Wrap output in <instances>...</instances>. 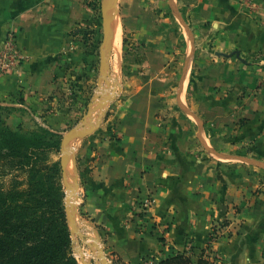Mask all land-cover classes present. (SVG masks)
<instances>
[{
    "label": "crops",
    "instance_id": "1",
    "mask_svg": "<svg viewBox=\"0 0 264 264\" xmlns=\"http://www.w3.org/2000/svg\"><path fill=\"white\" fill-rule=\"evenodd\" d=\"M93 1L0 0V47L12 32L25 57L0 74V121L12 130L62 139L96 122L111 86ZM113 17L106 77L120 97L67 142L64 163L84 221L125 264L187 244L198 254L213 230L224 264H264V0H116ZM147 193L151 207L133 217Z\"/></svg>",
    "mask_w": 264,
    "mask_h": 264
},
{
    "label": "trees",
    "instance_id": "2",
    "mask_svg": "<svg viewBox=\"0 0 264 264\" xmlns=\"http://www.w3.org/2000/svg\"><path fill=\"white\" fill-rule=\"evenodd\" d=\"M53 136L44 127L24 134L0 121V177L11 175L7 185L0 181V264H79L64 207L61 163L50 158L59 152L61 136ZM213 232L198 254L187 244L152 264H224L213 250ZM152 259L142 257L144 264Z\"/></svg>",
    "mask_w": 264,
    "mask_h": 264
},
{
    "label": "water",
    "instance_id": "3",
    "mask_svg": "<svg viewBox=\"0 0 264 264\" xmlns=\"http://www.w3.org/2000/svg\"><path fill=\"white\" fill-rule=\"evenodd\" d=\"M105 3V4H104ZM116 5V0H100L99 3V8L102 9V13H101V19H102V29H103V39H102V45L100 47V58H101V67L103 69V74H104V79L106 80V82L108 83V85L111 86V93H109L103 100H102V104L100 105V108H103L106 106V103L110 100L113 99V93L115 92V88L116 85L115 83H111L108 80V77H106L108 74V67H107V62H106V54L108 51V47H109V34H110V27H111V21L113 18V13H114V8ZM100 11V10H99ZM221 55L223 53H220ZM236 55H238V52H235ZM103 111H100L99 115L97 116L96 122L94 124H90L88 125V127H83V126H79L77 128H73L70 131H68L65 135H63L62 139H61V146H60V152H61V159H60V163H61V168H62V182L65 183L66 188L69 187L68 185V179H67V175L65 172V159L66 157L70 154V152H72V150L67 146V142L74 138V137H78V136H83V135H87L91 132H93L95 129H97L101 123L102 117H103ZM75 174L77 175V172H75ZM77 179L78 175H77ZM79 188V181L78 183L76 182L75 185H73V187H70V192H74L77 191ZM64 207H65V212H66V217H67V221H68V225H69V229H70V233H71V239L72 242L74 243L75 241V237L74 234L77 233L79 235H83V233L79 232L77 226H76V205H75V209L73 210V212H69V210L66 207V196H65V201H64ZM95 233V238L97 242H99L98 239V235L96 232ZM84 237V235H83ZM98 246V245H97ZM76 251H80L81 247H76L73 248ZM100 256L103 258V260H106L107 258H105V255L103 254V251H100ZM106 264H110V261H105Z\"/></svg>",
    "mask_w": 264,
    "mask_h": 264
},
{
    "label": "rangeland",
    "instance_id": "4",
    "mask_svg": "<svg viewBox=\"0 0 264 264\" xmlns=\"http://www.w3.org/2000/svg\"><path fill=\"white\" fill-rule=\"evenodd\" d=\"M99 3H100V0H99ZM99 10H100V15H97L96 14V20H98V23H99L98 30H97V34H96L97 35V46H96L97 48L101 47V45H102V39H103L102 19H101V13H102L101 10L102 9L99 8ZM115 22L118 23V20L116 19ZM115 80H117V79H115ZM101 104H102V102H101ZM102 110H103V108H101L100 111H102ZM59 154H61V152H59ZM50 158H51V155H50ZM18 176H19V178H18L19 180H22L25 177L22 173H19ZM72 176H71V178H72V185H74L76 182L78 183L79 180L77 179V175L74 174V172H73V175ZM10 179H11V175L10 174L9 175H6V176H3V177H0V181L4 185H7L9 183ZM62 185H63L64 201H65V196H66L67 188H66L64 182H62ZM76 193H77L76 194V201H77L76 202L77 203L76 204V208H77L76 214L77 215H76L75 221H76V226H77L79 232L83 233L84 237H83V235L81 236V235L75 233L74 234L75 241L73 243V248H76L78 246L81 247L80 250L84 251L87 254V257L89 256L88 257L89 264H106L105 261H110L111 262L112 259L115 260L116 258H114V257L110 259L109 253L106 252L104 250L103 246H102V242L100 240H99V242H97L96 239L94 240L95 236L93 235V233L91 232V230L89 229V227L86 226L85 223H83L84 217L80 213V204H81V199H82L80 182H79V191H76ZM74 209H75V207H74ZM69 212H70V210H69ZM215 232H216V234L212 238L211 244H213L214 240L218 236V233H217L216 230H215ZM89 238H91V239H89ZM92 242H93V244H92ZM100 251H103V254L105 255V258H107L106 260H103V258L100 256V253H99ZM77 252H79V251H76L75 249H73V255L76 257L78 263L79 264H82L81 259L78 256ZM116 264H122V262L119 261Z\"/></svg>",
    "mask_w": 264,
    "mask_h": 264
},
{
    "label": "built area",
    "instance_id": "5",
    "mask_svg": "<svg viewBox=\"0 0 264 264\" xmlns=\"http://www.w3.org/2000/svg\"><path fill=\"white\" fill-rule=\"evenodd\" d=\"M97 1L98 3L95 4H98L99 7V0H95V2ZM24 60L25 57L22 55L21 51L19 50V47L17 46L14 33L12 32L7 33L0 47V74H9L17 71V69ZM112 82L115 83L116 85L115 92L113 93V99H118L120 97V83L118 79L115 81L114 78L112 79ZM110 93H111V89H110ZM77 191H79V188ZM152 203H153V198L150 193L144 194L141 197H139L135 201L132 210L133 217L143 216L148 210V208L151 207ZM76 212H77V208H76ZM83 223H85V225L89 227V229L92 231L94 236H95L94 232H96L98 235V239L100 240L98 232L91 229V227L86 221H83ZM138 229L140 230V232L143 231L144 226L142 225V223L138 224ZM161 231H163L162 228ZM215 234L216 232H213L212 237H214Z\"/></svg>",
    "mask_w": 264,
    "mask_h": 264
},
{
    "label": "bare ground",
    "instance_id": "6",
    "mask_svg": "<svg viewBox=\"0 0 264 264\" xmlns=\"http://www.w3.org/2000/svg\"><path fill=\"white\" fill-rule=\"evenodd\" d=\"M114 18V17H113ZM112 21H113V19H112ZM119 29L120 28H116V27H114L113 28V30H112V32H111V36H110V42L112 43V45H113V48L114 47H117V45H118V43H119V40H121L120 39V32H119ZM120 44V43H119ZM120 46V45H119ZM111 49V48H110ZM118 50V49H117ZM111 51V50H110ZM115 51V50H114ZM112 53V52H111ZM110 53V54H111ZM114 54V53H113ZM119 54V53H118ZM113 56H115V54L113 55ZM107 57V56H106ZM114 59V58H113ZM114 61V60H113ZM117 63V62H116ZM113 64V63H112ZM117 67V66H116ZM115 67V68H116ZM114 70H116V69H114ZM119 70V69H118ZM117 74V73H116ZM110 76V75H109ZM109 87V86H108ZM97 104V103H96ZM101 104V103H100ZM95 107H97V105L95 106ZM99 108V107H98ZM97 108V109H98ZM96 109V110H97ZM95 110V111H96ZM100 110H101V108H100ZM99 111V110H98ZM91 116H92V114H91ZM92 120V119H91ZM66 167H67V179H68V185H69V187L67 188V192H66V207H67V209H69L70 210V212H72L73 211V209H74V207H75V205H76V191H74V192H70V187H73V185H72V178H71V176L73 175V173H72V162H71V160H67V163H66ZM73 177V176H72ZM75 185V184H74ZM89 239H91V238H89ZM92 244H93V242H92ZM97 244V243H96ZM95 253V252H94ZM77 254H78V256L80 257V259H81V262H82V264H89V261H88V257H87V254L84 252V251H82V250H80L79 252H77ZM98 255V254H97Z\"/></svg>",
    "mask_w": 264,
    "mask_h": 264
}]
</instances>
